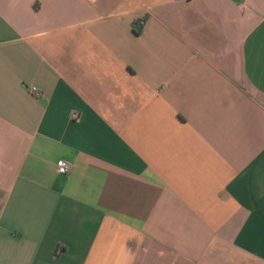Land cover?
<instances>
[{
    "label": "crops",
    "instance_id": "obj_1",
    "mask_svg": "<svg viewBox=\"0 0 264 264\" xmlns=\"http://www.w3.org/2000/svg\"><path fill=\"white\" fill-rule=\"evenodd\" d=\"M0 264H264V0H0Z\"/></svg>",
    "mask_w": 264,
    "mask_h": 264
},
{
    "label": "built area",
    "instance_id": "obj_2",
    "mask_svg": "<svg viewBox=\"0 0 264 264\" xmlns=\"http://www.w3.org/2000/svg\"><path fill=\"white\" fill-rule=\"evenodd\" d=\"M30 92L33 95L39 96L41 94V90L38 89L37 87L33 86L30 88ZM74 116H78V114H76V112L73 113ZM71 161L68 159H57L56 161V167L59 173H68L71 169Z\"/></svg>",
    "mask_w": 264,
    "mask_h": 264
}]
</instances>
